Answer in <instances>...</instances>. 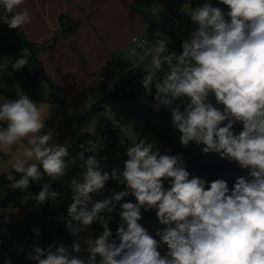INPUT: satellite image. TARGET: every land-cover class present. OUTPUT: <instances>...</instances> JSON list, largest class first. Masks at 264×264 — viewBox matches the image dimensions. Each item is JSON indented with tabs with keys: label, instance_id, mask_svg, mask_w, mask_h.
I'll list each match as a JSON object with an SVG mask.
<instances>
[{
	"label": "clouds",
	"instance_id": "obj_1",
	"mask_svg": "<svg viewBox=\"0 0 264 264\" xmlns=\"http://www.w3.org/2000/svg\"><path fill=\"white\" fill-rule=\"evenodd\" d=\"M219 2L227 7L229 19L210 2L192 8L190 19L196 28L182 41L178 55L169 52L167 36L154 34L151 66L144 69L142 86L151 94L155 82L154 110L161 106L170 110L184 147L190 142L203 145V153L234 160L242 169H250L253 179L238 177L230 190L224 179L209 183L190 178L181 155L160 154L144 140L127 148L123 170L104 171L94 150L85 148L72 157L68 147L50 143L53 130L41 134L45 120L27 95L14 100L0 96V122H6L0 128V148L25 138L28 144L11 164L21 178L15 179L12 171L7 174L12 188L26 190L30 181L39 183L45 175L52 181L63 180L69 162L78 159L81 171L70 182L72 203L65 227L73 236L95 221L103 228L97 238H84L83 244L76 240L69 247L34 246L28 260L36 264H264V0ZM23 4L24 0H0V22L23 29L31 22L27 9L17 10ZM30 56L29 49H22L12 69L22 70ZM237 123L242 124L239 133L234 128ZM86 152L93 154L86 157ZM109 180L125 189L94 200V195H103ZM59 196L50 183H44L32 199L39 205ZM128 196L136 202L120 203ZM117 204L119 243L111 239L109 229ZM142 209L156 210L164 226L155 232L159 241L138 222ZM34 232L38 235L40 230ZM161 243L168 249L163 256L158 251ZM85 247L87 257L76 255ZM6 264H12L11 259Z\"/></svg>",
	"mask_w": 264,
	"mask_h": 264
},
{
	"label": "rangeland",
	"instance_id": "obj_2",
	"mask_svg": "<svg viewBox=\"0 0 264 264\" xmlns=\"http://www.w3.org/2000/svg\"><path fill=\"white\" fill-rule=\"evenodd\" d=\"M178 1L179 0H170L169 5L166 7V13H161L157 17L161 16L164 21L169 20L170 15L176 17L179 26L174 33L179 39L183 41L190 37L188 32H193L196 28V25L190 19V12L192 8L201 7L204 3L210 2L213 7L222 8L225 13V18L229 19L227 17V7L221 4L219 0H187L185 1V4L181 6L178 5ZM45 4V0H38V5L40 7L39 9L41 10L42 15L45 16L44 20L41 22L47 25L52 31L53 24L46 16L44 9ZM63 15H65V13ZM159 19L160 18H158L156 21L161 23ZM80 21L81 20L78 21L72 19L70 21V25H78ZM83 21H88L87 17H85ZM64 22H66V19L63 21H57L58 31H62L64 29ZM169 27L170 24L168 25L166 32H164L166 24L161 25L160 33L169 38L168 49L170 52L172 40L168 35L170 33ZM147 31H149L150 35L143 34L139 36L140 40H147V45L144 47V49L139 51L135 46L136 44H133L132 48L135 49V52H140L139 55L146 56L149 60L150 58L152 59L150 50L153 47L154 41L153 35H151L152 29L149 28ZM153 32L155 31L153 30ZM0 33L10 42H15L10 28L3 22H0ZM53 35H51L49 38H52ZM59 39L62 41L64 40V37L59 36ZM125 53L130 57V59H139V55L137 54L135 56L130 55V48H128ZM122 64L124 67H126V75L121 77L120 81L122 84H125L129 87L131 93L130 97H117L113 98L112 100H108V108L107 110H104L100 105L101 103L98 102L101 100L104 101L106 96L99 87L97 88V86L91 89L90 87L91 85H95V81L92 82L90 80L88 87L90 88L89 94L87 96L79 97L78 102H80V104L79 106L74 107L75 102L72 104H66L65 102L61 103L60 100L62 99V95L57 96L56 91H54L52 86L44 77L35 79V75L31 73L32 78H34V81H32L33 88H27L28 83L24 77V74L20 71L13 70L11 63H9L7 60L6 53L0 50V96H4L5 98L12 100L13 98H17L24 93H28L30 99L37 103V106L41 110L42 118L45 120L46 126L45 129L42 130L41 134L46 132L48 129L53 130V140L50 141V143H59L70 148L73 137L79 138L80 136L84 135L95 137L101 132L110 131L112 129L120 131L122 136L119 138V147L116 149L113 156L105 157L102 161L104 165L114 162V164L106 171L110 172L113 168L123 170V163L127 159V148L135 142L144 140L147 143H152L153 150L155 151L158 149L160 154H162L161 143L154 131L156 129H163L166 126V123L155 117L152 118L149 123L148 108L154 101V93H146L142 83H139L135 80L134 75H136L137 70L132 69L135 65L127 66L125 62H122ZM121 67L122 66L120 64V68ZM140 73V75L143 77L146 75L144 70H142ZM97 75L99 76V74L90 75L89 79H98ZM80 87L87 89L85 83L83 86L77 84V88ZM133 96H135L136 100L132 98ZM69 101L72 102V100ZM3 127H6V122H0V128ZM125 138L131 143V145H127ZM27 146V138H25L10 148H0V219L9 222L10 226L13 224V222L18 224L20 230L23 228L30 229L34 226H39V228H42L44 233L39 234L37 239L29 241L31 249L34 247L33 244L36 240L38 241L39 247L47 248L53 243L63 244L65 247H69L76 240H81V243L83 244L84 238H97L103 231L102 225L98 221L96 225L95 222H93L90 227L86 228L78 236L71 235V233L65 227V220L67 218L66 209L69 204L72 203L70 182L73 177L79 178V173L81 171V161L78 159L74 162H69V171L66 173V176L63 178V180L52 181L45 175L39 183L30 181L29 187L26 190L12 188L13 182L7 179V174L12 171L15 179L18 180L21 178L22 174L16 173L14 170H12L11 164L14 163L17 158H20L21 153ZM167 154L177 155L171 150H168ZM206 162H209L208 158H206ZM44 183H50L51 189L60 193V196L53 202V205L50 208L49 212L53 213L50 218H48V213H45L40 205H38L37 202L32 199V196L36 195V193L33 191L31 186L34 184L42 187ZM164 187H168L167 181L164 182ZM124 189V185L119 184L117 181L109 180L103 190V195H94L93 199L103 200L104 198L111 196L113 194V190L121 191ZM123 202L135 203L136 201L134 197L128 196L125 197L120 203ZM118 208L119 204H117L116 210ZM147 211L142 209V216ZM8 215H10V217H8ZM102 215L107 216L109 214L102 213ZM114 215L120 219L118 215ZM118 227L119 225L111 227L109 222V229L113 234L111 239L116 236V230ZM144 227L153 235L155 239L159 241V237L155 236V232L159 229H162L164 227L163 225H161L159 222L147 221V224L144 225ZM165 246V244L161 243L158 247V251L161 253V255L164 253ZM76 255L87 257L88 253L86 251V247ZM97 260H99V257H97ZM30 264H36V262L31 261Z\"/></svg>",
	"mask_w": 264,
	"mask_h": 264
},
{
	"label": "crops",
	"instance_id": "obj_3",
	"mask_svg": "<svg viewBox=\"0 0 264 264\" xmlns=\"http://www.w3.org/2000/svg\"><path fill=\"white\" fill-rule=\"evenodd\" d=\"M45 1L44 9L46 16L53 24L52 31L41 22L45 16L42 15L39 9L38 0H24V5L17 9L18 11L27 9L30 13L31 22L23 27V31L32 43L41 44L51 39L49 38L51 35L55 34L53 35L54 37L60 34L62 31H58L57 21H61L63 18L66 21H71L72 19L81 20L77 30L71 36L64 38L62 41L58 37L55 46L42 52L39 56L46 80L56 91L57 96L62 95L63 103L72 104L75 102L74 107L79 106V97L87 96L90 88L93 89L97 86L103 92V86L100 82L101 76L119 78V80L124 77L126 75V67L123 66L122 62H125L127 66L135 65L132 68L137 70L134 77L140 75L142 70L150 68L151 58L148 60L146 56L139 55L140 52L137 50L138 53H133V44L137 46L141 41L146 40H140L139 36L143 34L150 35L149 31H147L149 28L152 29L151 35H153L154 41V34L160 32L161 25L166 24L164 29V32H166L168 25L171 24V18L174 17L170 15L169 20L166 21L161 16L157 17L161 13H166V7L169 5L170 0ZM185 1L187 0H179L178 5H184ZM64 13L65 15H63ZM85 17L88 20L86 22L83 21ZM158 18H160L161 23L156 21ZM146 45L147 43L143 48H138V50H143ZM128 48H130V55L135 56L137 54L139 59H130L125 53ZM95 74H99V76L97 75L98 79H89L90 75ZM90 80L92 82L95 81V85H91L88 88ZM84 83L87 89H84V87L77 88V84L83 86ZM69 100H72V102ZM102 102L101 100L98 103H101L100 105L102 106ZM40 207L45 213H48L44 207L41 205ZM21 231L18 224L13 222L10 226L8 237L11 240L20 239L22 251L27 255L33 252L29 241L37 239L39 235L25 238ZM33 246H38L37 240ZM30 262L29 260L28 264ZM15 264L22 263L15 262Z\"/></svg>",
	"mask_w": 264,
	"mask_h": 264
},
{
	"label": "trees",
	"instance_id": "obj_4",
	"mask_svg": "<svg viewBox=\"0 0 264 264\" xmlns=\"http://www.w3.org/2000/svg\"><path fill=\"white\" fill-rule=\"evenodd\" d=\"M63 20L64 18L61 19V21ZM77 27L78 25H70V21L67 20L64 24V29L60 34L52 37L51 39L41 44H35L29 41L23 29H10L15 42L14 43L10 42L0 33V50L6 53L7 60L9 63L15 62L17 58H21L22 49L27 48L30 50L31 56L29 58V63L28 65H25L24 68L20 70V72L23 73L24 77L26 78V81L28 83L27 88L29 87L33 88L32 81H34V78H32L31 73L35 75V79L41 77H44L46 79L43 65L39 59L40 54L46 50L53 48L59 36H62L64 38H68L69 36H71L77 30ZM174 34L173 33L169 34V37L172 40L171 43L172 47L170 53L180 54L182 52L183 40L178 39ZM163 69L166 70L167 65L163 67ZM152 89H153L152 92L155 95V82H153ZM130 95L131 93L123 92L119 97H130ZM132 98L136 100L135 96H133ZM60 101L61 103H63L62 99ZM177 103H180V101H177ZM213 103H215L214 99H213ZM154 104H155V100L153 101L152 105L148 108L149 123L154 117L166 123V126L163 129H156L154 131L161 143L162 154H167V151L171 150L173 153L177 155H181L183 157L184 166L186 167V170L191 174L190 178L192 176L199 177L206 180L209 183L216 179H224L226 180L230 190L232 189L238 177H244L248 181H251L253 179V177L250 175V169H242L238 165V163L235 162L234 160H229L227 158L222 159L220 155L215 152L208 154L203 153L201 150L203 145H197L195 142H190L188 147H184L180 143L179 131L171 123L170 110L165 109L163 106H161L159 111H155ZM181 110H183V104H181ZM234 128L235 131L239 133V131L242 130V124L237 123L234 126ZM117 132L119 133V136L117 137L112 136L106 142V144H104L103 152L101 156L98 157L100 163L105 157H110L114 155L116 151L115 144L119 142V138L122 136L120 131L117 130ZM91 138L92 136H86V135L80 136L79 138L73 137V141L70 145V148H68L70 156L76 157L80 152L78 149V145L82 142L89 141ZM125 141L127 145H131V143L126 138ZM206 158L209 159V162H206ZM31 188L36 194H38L42 190V187L34 184L31 186ZM53 202L54 201H52L51 199H48L45 203L39 205L44 207L46 211H50ZM114 214L113 213L110 214L112 216V220L110 221L111 227L118 226L120 222V219L115 217ZM141 221L159 222L156 217V210L152 209L147 211L142 216V219L138 222ZM96 223L97 221H95V225ZM113 239H117V237L114 236ZM117 243H119L118 239H117ZM167 251L168 249L166 245L163 255Z\"/></svg>",
	"mask_w": 264,
	"mask_h": 264
},
{
	"label": "built area",
	"instance_id": "obj_5",
	"mask_svg": "<svg viewBox=\"0 0 264 264\" xmlns=\"http://www.w3.org/2000/svg\"><path fill=\"white\" fill-rule=\"evenodd\" d=\"M192 1V0H190ZM179 24L176 17L171 18V24L169 27V32L173 33L178 28ZM169 33V34H170ZM192 32H188V35L190 36ZM168 34V35H169ZM146 40H143L140 42L139 45H137V48H143V46L146 44ZM133 52V51H132ZM134 53V52H133ZM143 76H136L135 80L139 83H142ZM100 82L103 86V92L106 96V99L102 102V107L104 110H107L108 100H112L113 98L119 97L123 92L130 93V89L125 84H122L119 78H109L106 76L100 77ZM22 95H29L27 93H24ZM13 98L14 99H18ZM119 136V133L116 129H112L110 131L101 132L99 135L93 136L89 141L82 142L79 144L78 149L79 151H84L85 148H87L89 151H95V154L97 156V159L99 156H101L104 144L112 137ZM116 149L119 147V144H115ZM93 152H86L85 156L91 155ZM114 164V162H110L107 165V167H104L103 161L101 162V168L106 171L109 167H111ZM115 214L119 216V208L115 211ZM52 216V213L48 211V218ZM142 226L145 225V221L139 222ZM35 229H39L40 233H43V229L39 228L38 226H34L30 229L23 228L22 234L25 238L34 237L37 236V234L34 232ZM10 230V225L7 221L0 220V260L1 264H6V259H11L12 264H15V262H20L22 264H28L29 260L26 258V254L22 251V242L20 239H9L8 234ZM38 234V235H39Z\"/></svg>",
	"mask_w": 264,
	"mask_h": 264
},
{
	"label": "water",
	"instance_id": "obj_6",
	"mask_svg": "<svg viewBox=\"0 0 264 264\" xmlns=\"http://www.w3.org/2000/svg\"><path fill=\"white\" fill-rule=\"evenodd\" d=\"M64 24H65V22H64ZM166 65H167V63H166V62H164V64L162 65V68H163V67H165Z\"/></svg>",
	"mask_w": 264,
	"mask_h": 264
}]
</instances>
